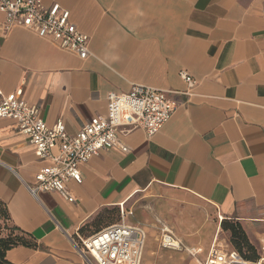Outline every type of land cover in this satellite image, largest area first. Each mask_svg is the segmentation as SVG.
Wrapping results in <instances>:
<instances>
[{
    "label": "crops",
    "instance_id": "1",
    "mask_svg": "<svg viewBox=\"0 0 264 264\" xmlns=\"http://www.w3.org/2000/svg\"><path fill=\"white\" fill-rule=\"evenodd\" d=\"M43 2L70 11L90 54L30 27L5 31L0 12V101L21 89L48 125L62 118L69 134L107 113L110 92L135 84L171 91L179 106L152 137L141 128L122 134L129 153L103 150L82 164L83 182L67 184L74 201L30 191L51 161L0 118V203L34 244L9 249L7 261L96 264L80 238L113 219L145 231L141 264H203L214 247L239 252L223 223L242 229L255 249L243 248L248 260L264 258V0ZM165 228L181 250L161 245Z\"/></svg>",
    "mask_w": 264,
    "mask_h": 264
},
{
    "label": "built area",
    "instance_id": "2",
    "mask_svg": "<svg viewBox=\"0 0 264 264\" xmlns=\"http://www.w3.org/2000/svg\"><path fill=\"white\" fill-rule=\"evenodd\" d=\"M0 12L5 15V31L15 25L30 27L40 36H51L61 46L77 51L82 58L90 54V37L77 28L70 11L59 3L45 5L43 0H0ZM262 14L264 16V7ZM181 75L189 88H193L194 78L186 72ZM171 94V91L139 84L126 93L110 92L107 113L93 116L75 134L67 132L62 118L48 125L40 116L39 107L23 99L21 89L2 97L0 118L14 120L17 131L28 135L39 156L51 161L36 173V183L29 185L30 191L34 195L58 192L74 201L67 184L69 181L83 182L81 165L103 150L117 148L129 153L131 150L122 140V134L141 128L148 137L154 136L179 106ZM80 240L84 251L96 264H141L146 234L139 225L122 220ZM160 242L165 248H183L167 228ZM191 252L194 255L198 250ZM203 264H264V258L248 260L237 251L224 253L214 247Z\"/></svg>",
    "mask_w": 264,
    "mask_h": 264
},
{
    "label": "trees",
    "instance_id": "3",
    "mask_svg": "<svg viewBox=\"0 0 264 264\" xmlns=\"http://www.w3.org/2000/svg\"><path fill=\"white\" fill-rule=\"evenodd\" d=\"M0 205L3 206L1 203H0ZM3 210H4L3 212H4L5 217L8 219V214H7V211L4 207H3ZM102 217L106 218V216H100L95 220V222L96 223L99 222L98 220H101ZM109 225H111V224H109ZM223 226H224L225 230H227V229L231 230L232 243L237 248V250L242 254V256H244V258H246V259L252 258L251 256L248 255V253L243 252V248H246V252H250V254H253L255 252V249L248 242L247 237L245 236L242 229H240L239 227H236V226L227 227L226 225H224V223H223ZM19 245L33 246L34 244L29 239V237L26 234H24L20 229H18L15 226H11L10 232L7 236H0V264H12L9 261H7L6 252L9 249H11L15 246H19ZM254 259L256 260V258H254Z\"/></svg>",
    "mask_w": 264,
    "mask_h": 264
},
{
    "label": "rangeland",
    "instance_id": "4",
    "mask_svg": "<svg viewBox=\"0 0 264 264\" xmlns=\"http://www.w3.org/2000/svg\"><path fill=\"white\" fill-rule=\"evenodd\" d=\"M3 211V206L0 205V236H7L10 232L11 225L9 224L8 219L5 217ZM101 219H105V217H102ZM119 220L120 219H113V222L116 223L119 222ZM202 261L203 260L200 258V261H197L196 263L201 264Z\"/></svg>",
    "mask_w": 264,
    "mask_h": 264
}]
</instances>
